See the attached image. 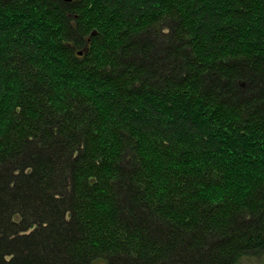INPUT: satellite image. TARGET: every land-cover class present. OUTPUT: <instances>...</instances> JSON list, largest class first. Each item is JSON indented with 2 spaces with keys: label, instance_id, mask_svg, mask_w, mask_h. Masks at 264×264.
<instances>
[{
  "label": "trees",
  "instance_id": "1",
  "mask_svg": "<svg viewBox=\"0 0 264 264\" xmlns=\"http://www.w3.org/2000/svg\"><path fill=\"white\" fill-rule=\"evenodd\" d=\"M263 258L264 0H0V264Z\"/></svg>",
  "mask_w": 264,
  "mask_h": 264
},
{
  "label": "rangeland",
  "instance_id": "2",
  "mask_svg": "<svg viewBox=\"0 0 264 264\" xmlns=\"http://www.w3.org/2000/svg\"><path fill=\"white\" fill-rule=\"evenodd\" d=\"M241 264H264V258H263V260H258V261H255V260L254 261H251V260L249 261V260L243 259Z\"/></svg>",
  "mask_w": 264,
  "mask_h": 264
},
{
  "label": "water",
  "instance_id": "3",
  "mask_svg": "<svg viewBox=\"0 0 264 264\" xmlns=\"http://www.w3.org/2000/svg\"><path fill=\"white\" fill-rule=\"evenodd\" d=\"M62 1H64V2H66V1H67V2H70V0H62ZM79 53H80V52H78L77 54H79Z\"/></svg>",
  "mask_w": 264,
  "mask_h": 264
}]
</instances>
